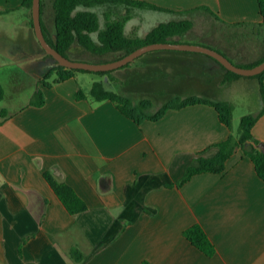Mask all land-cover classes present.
<instances>
[{"label":"crops","instance_id":"crops-1","mask_svg":"<svg viewBox=\"0 0 264 264\" xmlns=\"http://www.w3.org/2000/svg\"><path fill=\"white\" fill-rule=\"evenodd\" d=\"M137 1L162 8L152 11L167 15L165 23H193L171 43L212 48L213 42L194 41L188 34L211 24L243 27L230 45H215L238 67L264 58L259 0ZM23 3L0 0V264H76L73 249L82 253L81 264H264V180L241 150L225 173L199 174L182 188L167 187L180 181L199 155L215 156V145L231 135L215 108L171 109L157 122L137 125L113 102L91 97L93 87L83 88L81 82L94 85V78L75 73L55 83L56 61L38 41L32 13ZM41 23L53 38L52 0H42ZM135 29L130 36L148 34ZM68 55L74 61L96 58L76 44ZM139 60V75L128 87L145 97L120 92V86L104 88L135 103L151 101L153 113L192 96L231 103L218 95L227 85L241 90L250 82L240 77L225 83L221 65L201 53L157 50ZM189 61L200 66L194 94L185 92L189 84L175 65ZM158 69L167 72V81L151 77ZM38 89L45 97L41 106ZM80 91L85 99L77 97ZM164 95L168 98L156 104ZM252 134L264 142V114ZM45 173L72 187L88 210L69 214ZM196 224L215 245L213 257L185 239L184 231Z\"/></svg>","mask_w":264,"mask_h":264},{"label":"trees","instance_id":"trees-1","mask_svg":"<svg viewBox=\"0 0 264 264\" xmlns=\"http://www.w3.org/2000/svg\"><path fill=\"white\" fill-rule=\"evenodd\" d=\"M23 5L29 9V11L32 10V0H24ZM52 5L54 10L55 33L53 38L47 35H45V37L56 51L70 60L72 59L69 57L68 52L75 44H78L86 52L97 58L96 60L86 62L96 64L110 63L120 60L147 45L171 43L172 38L183 36L193 28V23L191 21L180 20L161 23L152 29L145 37L127 35L126 25L133 18L131 10H163L150 3L137 0H52ZM102 5H124L127 7V11L125 15L116 18H114L109 11L105 12V28L101 29L99 14L90 9ZM80 7H84L85 10H79ZM259 8L264 27V0H259ZM32 25L34 26L33 20ZM93 34H97V39L93 38ZM112 56L117 57L110 59ZM263 61L264 58L247 67L252 68ZM129 66L130 64L121 69H125ZM221 67L226 72V77L224 79L225 83L232 78L242 77L228 71L223 66ZM112 72L114 71L94 73L83 70H71L61 66L55 67L51 71V73L56 76L55 83L57 84L72 78L75 73H89L104 76ZM253 78H256L259 82L263 99V108L258 115L245 116L241 119L240 132L238 135L233 133V107L228 102H212L194 96L184 99L177 98L164 104L157 112L150 114L148 110L153 105L151 101L146 100L135 103L128 97L106 90L104 85L100 82H96L93 85L90 94L96 101L108 100L113 102L124 116L134 121L137 125H141L145 121L157 122L171 109H182L197 104H206L215 108L221 123L231 130V135L215 145V148L218 150L215 156L204 157L199 155L196 157L193 164L187 169L184 177L175 185H168V188H182L194 176L199 174L225 173L228 161L238 150H241L243 155L252 161L258 176L264 180V142L256 139L252 134V130L258 119L264 114V72ZM43 85L47 88L50 87L48 83L43 82ZM2 97L3 90L0 86V99H2ZM77 97L79 99L86 98L82 91L78 93ZM37 99L39 100L38 105H44L45 97L40 89L37 91ZM44 177L69 214L77 215L88 210L86 202L72 187L65 183H59L50 173H45ZM183 235L191 245L199 249L206 256L213 257L216 254L215 245L200 225L196 224L186 229ZM71 255L75 259L76 264H81L84 260L82 253L78 249H73Z\"/></svg>","mask_w":264,"mask_h":264},{"label":"rangeland","instance_id":"rangeland-1","mask_svg":"<svg viewBox=\"0 0 264 264\" xmlns=\"http://www.w3.org/2000/svg\"><path fill=\"white\" fill-rule=\"evenodd\" d=\"M79 10H85L84 7H80ZM90 10L97 12L100 16V27L101 29L105 28L106 23V17L104 16L105 12H110L114 18L118 16H123L126 14L127 7L124 5H102L99 7L91 8ZM133 18L128 23L127 27V33L131 35L132 33L137 32L141 36H145L147 33H149L152 29L157 27L161 23H165V20L168 18L167 15L164 13L155 12L149 9H133L131 10ZM246 29L243 27H227L220 24H211L208 26V28L203 29L202 27H197L194 30H192L191 34H188V39H192L194 41H200V42H213V47H207L205 45H198L203 46L206 48L213 49L217 52H220L224 55V50L220 46H216L215 44L219 41L223 42V45L228 46L229 43H232V35L238 33L239 35H242L243 32ZM225 36L224 40H222V37ZM94 39H97V34L93 35ZM184 37V36H183ZM216 42V43H215ZM246 43V42H245ZM78 45V44H76ZM230 45V44H229ZM226 53V52H225ZM228 56V55H227ZM93 60H96V58H93ZM140 61V62H139ZM231 61V60H230ZM233 62V61H231ZM141 60L136 59L133 63L130 64L129 67L125 69H118L112 72L111 74H107L104 76L96 75V74H89V73H79L82 77H86L90 79V77L94 78L95 83L100 82L103 85L107 86L108 88H114L116 86H120L119 90L120 92H129L130 95L133 97L139 99V97H145L146 95L144 93H141L139 95V92L136 90H130L131 87L129 86V81L131 79L137 77L139 75V65L141 64ZM234 64V63H233ZM176 70L184 74V78L186 79L187 83L189 84L187 87H185V92L187 94H194L197 90V87L195 86V83L197 82V78L194 76V73L197 69L200 68L197 63H194L192 61L189 62H178L175 64ZM141 66V65H140ZM151 77L153 79H156L157 81H167L169 79V75L164 69H158L154 72H151ZM112 76L113 79L112 82L107 81L105 78H108ZM182 78V79H184ZM250 81L248 84H244L241 86V90H238V88H235V86L227 85L226 86V92L223 95H218L220 98H225L226 100H229L231 103H229L233 107V133L235 135H238L240 132V123L241 119L245 116H256L263 108V99L260 92V86L259 82L256 78L248 77ZM232 80H227V84H229ZM83 88H92L93 83L87 84L86 82H81ZM92 84V85H91ZM113 85V87H112ZM92 86V87H91ZM240 91V92H239ZM165 97H160L158 100H156V104H159V102H163L165 100L164 98H168L167 95H164ZM150 113H153V111H148Z\"/></svg>","mask_w":264,"mask_h":264},{"label":"water","instance_id":"water-1","mask_svg":"<svg viewBox=\"0 0 264 264\" xmlns=\"http://www.w3.org/2000/svg\"><path fill=\"white\" fill-rule=\"evenodd\" d=\"M32 19L34 29L37 35V39L40 42L45 52L56 61V67H64L71 70H83L89 72H110L121 69L122 67L133 63L136 59L145 53L157 51V50H176L183 52H195L205 54L212 59L216 60L221 66L225 67L228 71H231L242 77H255L264 72V61L252 68L238 67L234 65L228 57L217 52L213 49L206 48L198 45L189 44H176V43H162L144 46L126 57L113 61L110 63H90L86 61H74L66 58L58 51H56L47 41L41 23V0H32Z\"/></svg>","mask_w":264,"mask_h":264}]
</instances>
